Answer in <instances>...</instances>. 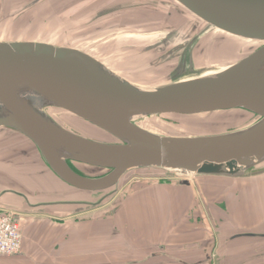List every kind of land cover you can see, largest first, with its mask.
<instances>
[{"label": "water", "instance_id": "95a60500", "mask_svg": "<svg viewBox=\"0 0 264 264\" xmlns=\"http://www.w3.org/2000/svg\"><path fill=\"white\" fill-rule=\"evenodd\" d=\"M209 28L261 45L218 73L147 89L80 50L37 42H0V129L34 143L45 166L87 193L118 187L130 171L180 177L243 178L264 165V0H176ZM67 112L110 135L102 143L62 126L47 110ZM234 110L248 127L211 136H161L136 124L159 115ZM106 173L93 177L71 165ZM184 185L188 182L183 181Z\"/></svg>", "mask_w": 264, "mask_h": 264}, {"label": "rangeland", "instance_id": "374dc122", "mask_svg": "<svg viewBox=\"0 0 264 264\" xmlns=\"http://www.w3.org/2000/svg\"><path fill=\"white\" fill-rule=\"evenodd\" d=\"M231 37L209 28L176 0H0L1 43L37 42L80 50L134 85L147 89L218 73L261 46L246 39L248 44L241 46ZM47 112L72 132L98 142L116 143L95 126L67 112L51 109ZM255 120L246 111L234 110L196 116L159 115L135 122L157 135L190 137L241 130ZM75 166L93 177L106 173ZM46 169L32 141L15 131L0 129V195L6 189L42 195L38 192L40 187H52L49 183L53 182L44 172ZM263 169L264 165L255 172ZM151 179L167 183L181 180L180 176L161 169L130 171L118 187L87 194V204L82 207L90 219L87 222L70 225L67 221L54 220L57 228L37 226L40 232L48 230L53 234L54 241L50 235L43 244L57 247L46 259L53 264H133L156 252L141 242L124 200L135 183ZM188 179L194 183L198 179L201 185L215 183L212 196L216 197L227 184V180L219 177ZM197 184L200 189H195L196 204L192 212L199 214L211 200L207 194L212 189L205 190ZM15 186L18 188H11ZM55 196L61 199V192L57 190ZM207 211L210 212L208 208ZM18 224L23 234V226ZM248 242L251 246L256 244L253 240ZM24 243L26 249L31 244L26 235ZM36 243H42V238ZM25 255L26 252L20 254ZM35 255L28 253L30 260L25 264H35Z\"/></svg>", "mask_w": 264, "mask_h": 264}, {"label": "crops", "instance_id": "0c3cea01", "mask_svg": "<svg viewBox=\"0 0 264 264\" xmlns=\"http://www.w3.org/2000/svg\"><path fill=\"white\" fill-rule=\"evenodd\" d=\"M44 172L53 182L49 183L52 187H40L38 192L42 195L13 189H6L0 195V217L6 213L16 216L24 229V242L25 235L31 242L27 249L23 242L22 252L35 253V264H53L46 255L57 249L55 245L43 244L53 234L47 230L46 235L37 226L54 229V220L67 221L70 225L90 220L82 207L91 193L68 186L48 168ZM198 179L188 185L157 179L134 184L124 199L128 217L140 233L141 242L157 251L133 264H264V172L243 178H221L227 184L218 193L219 197L212 196L215 183L201 185ZM197 183L205 190L212 189L207 194L211 200L204 208L210 212H192L196 204L195 189H200ZM57 190L61 199L55 196ZM62 216L65 217L59 219ZM40 237L42 243H36ZM252 240L256 242L254 246L248 242ZM249 247L255 250L249 251ZM26 255L0 257L1 264H25L30 260Z\"/></svg>", "mask_w": 264, "mask_h": 264}, {"label": "built area", "instance_id": "2783aa9c", "mask_svg": "<svg viewBox=\"0 0 264 264\" xmlns=\"http://www.w3.org/2000/svg\"><path fill=\"white\" fill-rule=\"evenodd\" d=\"M23 234L13 215L0 218V257H13L20 254Z\"/></svg>", "mask_w": 264, "mask_h": 264}, {"label": "bare ground", "instance_id": "6f19581e", "mask_svg": "<svg viewBox=\"0 0 264 264\" xmlns=\"http://www.w3.org/2000/svg\"><path fill=\"white\" fill-rule=\"evenodd\" d=\"M234 41H237L238 43H239V45L240 44H242L241 46H246L248 43L244 40V39H242V38H239V37H231ZM254 44V43H253ZM241 50H242V48H241ZM231 54V53H230ZM222 71V70H221Z\"/></svg>", "mask_w": 264, "mask_h": 264}, {"label": "trees", "instance_id": "16d2710c", "mask_svg": "<svg viewBox=\"0 0 264 264\" xmlns=\"http://www.w3.org/2000/svg\"><path fill=\"white\" fill-rule=\"evenodd\" d=\"M98 129V128H97ZM98 130H100V129H98ZM101 131V130H100ZM103 132V131H102ZM105 133V132H104ZM106 135H108L107 133H105ZM108 136H110V135H108ZM111 137V136H110ZM112 138V137H111ZM113 139V138H112ZM114 140V139H113ZM115 141V140H114ZM116 142V141H115ZM45 165V164H44ZM77 165V164H76ZM72 166V168L77 172V173H79V174H82V175H84L85 173H83L82 171H80L78 168H77V166H75V165H71ZM88 168V167H87ZM91 169V168H90ZM93 170V169H92ZM91 194H95V193H91Z\"/></svg>", "mask_w": 264, "mask_h": 264}]
</instances>
